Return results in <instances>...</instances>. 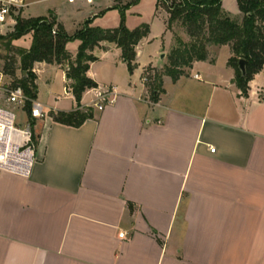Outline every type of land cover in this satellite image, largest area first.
Masks as SVG:
<instances>
[{
  "label": "crops",
  "instance_id": "obj_1",
  "mask_svg": "<svg viewBox=\"0 0 264 264\" xmlns=\"http://www.w3.org/2000/svg\"><path fill=\"white\" fill-rule=\"evenodd\" d=\"M113 1L27 0L24 13H53L74 34L79 19L118 27L103 22ZM232 1L229 8L222 0L223 9L242 20ZM161 8L156 0L163 31L150 26L133 73L117 44L92 51L98 59L88 75L98 87L84 92L82 105L95 117L81 126L51 115L76 108L69 63L34 64L36 98L42 86L50 97L34 121L30 175L0 172V264H264V68L243 95L228 65L231 47L210 45L209 58L177 81L163 74L154 101L147 67L162 64L174 37ZM80 43L67 44L72 60ZM110 87L114 100L97 110V93Z\"/></svg>",
  "mask_w": 264,
  "mask_h": 264
},
{
  "label": "trees",
  "instance_id": "obj_2",
  "mask_svg": "<svg viewBox=\"0 0 264 264\" xmlns=\"http://www.w3.org/2000/svg\"><path fill=\"white\" fill-rule=\"evenodd\" d=\"M158 0V6L167 12L166 25L172 29L180 22L190 41L177 38V45L169 55V64L163 74L177 81L186 74L194 61L209 58L210 45H229L232 56L228 65L235 71L234 81L243 95H248L249 82L264 68V0H237L243 19L233 18L222 7V0ZM133 2L127 6L130 7ZM125 8H121V21L118 27L102 28L91 26L88 19L83 27L74 34H68L57 16L23 17L10 33L0 34V44L14 49L13 41L32 33V44L26 48H15L19 61L12 58L5 65V73L12 78L14 85H21L32 97H36V74L33 71L36 62L51 64L69 63L67 78L69 87L76 99V108L71 111L52 112L54 120L81 126L86 120L95 117L93 106L84 107L82 97L88 89L98 87V83L88 75L90 64L98 59L92 51L103 41L113 42L122 49V57L131 73L137 67L136 46L150 33V25L144 23L134 29L126 25ZM80 40L75 60L67 50L70 41ZM246 61L245 74L240 68V60ZM22 70L20 81L16 78L17 69ZM26 72V74L24 73ZM14 78V79H13ZM150 78V77H149ZM159 86L152 92L154 101H158L162 92V77L157 75ZM38 134H36V141Z\"/></svg>",
  "mask_w": 264,
  "mask_h": 264
},
{
  "label": "built area",
  "instance_id": "obj_3",
  "mask_svg": "<svg viewBox=\"0 0 264 264\" xmlns=\"http://www.w3.org/2000/svg\"><path fill=\"white\" fill-rule=\"evenodd\" d=\"M27 6V0H0V34L13 30L18 16H22ZM114 94L113 87L99 91L93 105L103 109L105 104L114 100ZM43 113L41 101L30 96L23 86L14 85L9 76L0 71V172L30 175L37 160L34 121ZM210 150L215 152L216 148L210 146Z\"/></svg>",
  "mask_w": 264,
  "mask_h": 264
},
{
  "label": "rangeland",
  "instance_id": "obj_4",
  "mask_svg": "<svg viewBox=\"0 0 264 264\" xmlns=\"http://www.w3.org/2000/svg\"><path fill=\"white\" fill-rule=\"evenodd\" d=\"M170 0L169 2H171ZM232 0H226L225 5L229 6V8H232L233 3H231ZM113 6L115 8L110 9L107 13L105 18L103 19V22L105 24H116L119 25L121 21V8H125L126 13V25L129 28H136L137 26H140L141 24L148 23L153 32L155 34H160L163 31V21H161L160 18H157L155 13V6H156V0H114ZM133 2V5L128 7L127 5L129 3ZM233 2V1H232ZM231 3V5H230ZM46 4V3H44ZM43 4V5H44ZM51 4V3H48ZM165 9L161 8V12H163ZM23 17H26L25 13L22 14ZM50 17V15H49ZM83 19H79L81 21L80 25H71L70 24V30L71 32H75L77 29H81V27L84 25ZM70 21V20H69ZM72 22V21H71ZM12 30L8 29L6 33H10ZM5 33V34H6ZM186 35V36H185ZM31 38V35H25L20 39L14 40L13 45L15 48H25L28 44L29 39ZM181 37L184 41L188 42L190 41V37L187 35L185 28L181 25L180 22H177L174 24V37H173V44L170 48L167 49L166 54L162 59V64L158 66H148L146 71V78L144 81L146 82L148 88H149V95L152 96L153 90L159 86V79L156 80V73L159 75V77L163 75L167 65L169 64V55L171 54L173 48L177 45V38ZM8 48L3 43L0 44V71H5V65L10 61L12 58L19 61L20 56L18 53H16V49ZM27 49V48H26ZM212 52L215 54L216 48H212ZM224 58L222 55H220V62H223ZM148 72V73H147ZM5 73V72H4ZM6 74V73H5ZM150 77V78H149ZM16 78L18 81L22 78V70L20 68L17 69ZM9 79L12 80V78L9 77ZM14 79V78H13ZM13 81V80H12ZM50 97L49 87L48 86H42L41 93L39 96V101H47ZM92 98V95H89L87 97V100ZM98 110V108H96ZM20 118H23V114L19 112ZM34 132L37 134V129L34 127Z\"/></svg>",
  "mask_w": 264,
  "mask_h": 264
},
{
  "label": "water",
  "instance_id": "obj_5",
  "mask_svg": "<svg viewBox=\"0 0 264 264\" xmlns=\"http://www.w3.org/2000/svg\"><path fill=\"white\" fill-rule=\"evenodd\" d=\"M164 56H165V53H162L161 58H163ZM245 64H246V61L244 59H241L240 60V68L244 74L246 72ZM24 73L26 74V72H24Z\"/></svg>",
  "mask_w": 264,
  "mask_h": 264
}]
</instances>
